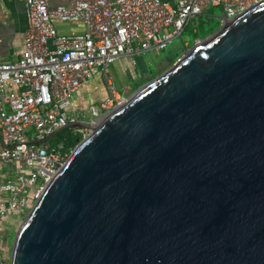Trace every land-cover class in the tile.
I'll return each mask as SVG.
<instances>
[{
	"label": "water",
	"instance_id": "1",
	"mask_svg": "<svg viewBox=\"0 0 264 264\" xmlns=\"http://www.w3.org/2000/svg\"><path fill=\"white\" fill-rule=\"evenodd\" d=\"M89 129L10 264H264V3ZM224 22V23H223Z\"/></svg>",
	"mask_w": 264,
	"mask_h": 264
},
{
	"label": "built area",
	"instance_id": "2",
	"mask_svg": "<svg viewBox=\"0 0 264 264\" xmlns=\"http://www.w3.org/2000/svg\"><path fill=\"white\" fill-rule=\"evenodd\" d=\"M264 0H25L27 30L16 61L0 60V264L7 262L10 215L28 212L72 154L47 140L84 121L73 109L75 93L95 75L107 80L109 97L97 124L129 99L117 89L110 67L123 57L160 53L193 18L221 8L230 19ZM224 23V22H223ZM61 24L82 25L67 31ZM76 133L86 129L75 128ZM90 134H84L85 139Z\"/></svg>",
	"mask_w": 264,
	"mask_h": 264
},
{
	"label": "rangeland",
	"instance_id": "3",
	"mask_svg": "<svg viewBox=\"0 0 264 264\" xmlns=\"http://www.w3.org/2000/svg\"><path fill=\"white\" fill-rule=\"evenodd\" d=\"M222 14L221 8H212L202 16L193 18L188 27L184 30L181 36L176 37L168 47L158 53L155 50L136 55L131 58V63L128 66L131 75H135V79L128 83H121L120 80L115 81V85L118 91L124 95L127 99H130L138 90L156 80L157 78L168 72L174 64L195 47L200 46L207 39L217 34L222 28V19L217 17ZM64 27L69 25L61 24ZM77 31V30H76ZM134 61V65L132 64ZM112 77V76H111ZM113 78V77H112ZM78 94H75V97ZM87 119L98 120L102 114L100 109L96 110V107L92 106L90 111L87 112ZM74 130H67L61 132L60 141H64L66 137H69L71 133L74 134ZM90 134V130L86 129L84 133L79 134L77 145L72 148V151L85 139L84 134ZM63 143V142H62ZM29 213V212H28ZM27 215L25 213L10 215L4 221V228L7 231V240L5 247V258L10 263L12 245L14 236Z\"/></svg>",
	"mask_w": 264,
	"mask_h": 264
},
{
	"label": "crops",
	"instance_id": "4",
	"mask_svg": "<svg viewBox=\"0 0 264 264\" xmlns=\"http://www.w3.org/2000/svg\"><path fill=\"white\" fill-rule=\"evenodd\" d=\"M67 31L83 29L82 25L63 26ZM27 30V18L25 0H0V60L6 62L16 61L23 49L24 37ZM128 63V64H127ZM130 57H123L110 67V76L113 80H120L121 83H128L134 80L135 75L129 72ZM126 64L128 65L126 67ZM134 65V61L132 63ZM118 82V83H119ZM107 80L104 74L99 73L86 82L75 94L73 109L84 116L85 122L87 112L92 106L100 109L99 106L109 97ZM124 96V95H123Z\"/></svg>",
	"mask_w": 264,
	"mask_h": 264
},
{
	"label": "trees",
	"instance_id": "5",
	"mask_svg": "<svg viewBox=\"0 0 264 264\" xmlns=\"http://www.w3.org/2000/svg\"><path fill=\"white\" fill-rule=\"evenodd\" d=\"M72 132H73V130H72ZM60 135H61V133H59L56 136H54V138L52 139V143H54V144L55 143H60L61 142L59 140L61 138ZM78 137H79V134L74 132V134L71 133V135L69 137H66L64 139V141H62L63 144L65 145V147L67 148V150L72 149V148H74L77 145Z\"/></svg>",
	"mask_w": 264,
	"mask_h": 264
},
{
	"label": "flooded vegetation",
	"instance_id": "6",
	"mask_svg": "<svg viewBox=\"0 0 264 264\" xmlns=\"http://www.w3.org/2000/svg\"><path fill=\"white\" fill-rule=\"evenodd\" d=\"M67 130H75V128H69V129H67ZM67 130H65V131H67Z\"/></svg>",
	"mask_w": 264,
	"mask_h": 264
},
{
	"label": "bare ground",
	"instance_id": "7",
	"mask_svg": "<svg viewBox=\"0 0 264 264\" xmlns=\"http://www.w3.org/2000/svg\"><path fill=\"white\" fill-rule=\"evenodd\" d=\"M203 43H204V42H203ZM203 43H202V44H203ZM202 44H201V45H202Z\"/></svg>",
	"mask_w": 264,
	"mask_h": 264
}]
</instances>
